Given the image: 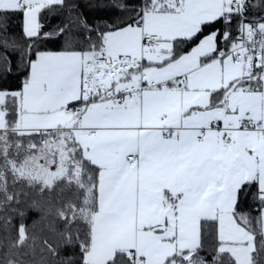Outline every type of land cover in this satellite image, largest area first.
Masks as SVG:
<instances>
[{"label": "snow or ice", "instance_id": "1", "mask_svg": "<svg viewBox=\"0 0 264 264\" xmlns=\"http://www.w3.org/2000/svg\"><path fill=\"white\" fill-rule=\"evenodd\" d=\"M68 7L0 0V81L13 53L23 76L0 83V207L23 217L27 189L44 219L58 193L40 250L77 245L65 264H264V0H139L111 23L46 25ZM35 239L19 223L10 257Z\"/></svg>", "mask_w": 264, "mask_h": 264}, {"label": "trees", "instance_id": "2", "mask_svg": "<svg viewBox=\"0 0 264 264\" xmlns=\"http://www.w3.org/2000/svg\"><path fill=\"white\" fill-rule=\"evenodd\" d=\"M69 5L68 8L57 9L55 13L50 14L45 18V23L49 27H53L56 24H64L68 22H73L76 19L75 13L79 12L83 16L88 18L89 23L93 21H99L103 18V22L111 23L113 20H118L126 13L121 11V5L133 6L139 3V0H66ZM259 0H252L253 5H257ZM78 5L77 8H72L71 5ZM259 8H253V15L250 19L258 18ZM69 13H73L69 15ZM7 35L20 38L21 37V21L17 18H11L7 22ZM74 32H79L78 28L73 29ZM54 50L59 49L61 46H52ZM12 73L6 75L0 83H3L5 87L17 88L22 76V67H20L19 56L15 53L12 54ZM3 61L0 60V66H3ZM23 193V200L21 202V207L25 209V215L20 217L13 208H3L0 207V264H7L9 258L11 259H22L26 264H65L69 259L78 260L80 258V252L77 245H59V257H53L46 252H41L43 247V239H53V233L50 231L49 226L55 228L61 227V222L56 217L55 207H48L49 204L54 205L58 193H54L44 199L45 212L44 219H41V215L30 209L27 205L33 198H35V193H30L27 189H18ZM25 223L30 231H34L35 239V252L34 254L29 251V255L26 256H11L9 254L11 241L15 235V228L19 223Z\"/></svg>", "mask_w": 264, "mask_h": 264}]
</instances>
